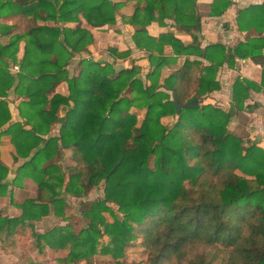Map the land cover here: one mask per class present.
I'll use <instances>...</instances> for the list:
<instances>
[{
    "label": "trees",
    "instance_id": "1",
    "mask_svg": "<svg viewBox=\"0 0 264 264\" xmlns=\"http://www.w3.org/2000/svg\"><path fill=\"white\" fill-rule=\"evenodd\" d=\"M128 1H134V9L124 21L136 26L132 39L147 54L150 68L145 81L134 60L116 69L113 63L81 57L78 74L70 75V61L94 38L91 29L65 24L79 22L80 16L96 29L113 24L117 9ZM229 4L230 0H214L210 14L220 15ZM8 15L33 20L34 25L10 34L12 26L0 24V35H8L0 41V127L10 119L6 96L12 87L21 99L17 109L23 119L0 131V137L29 126L32 136L14 142V159L25 161L17 167L13 184L29 176L37 184V196L19 205L18 217L0 212V233L20 243L34 236L36 247H48L49 254L68 248L58 259L60 264L95 253L124 257L125 248L137 244L138 238L146 264H264V151L256 145L243 146L229 132L231 114L224 110L201 103L176 113L172 102V92L185 103L218 89L217 68L231 59L219 43L199 46L196 0H0V17ZM165 19L190 32L192 43L184 45L170 33L158 37L148 33L149 24L163 25ZM257 23L264 24V3L239 11L240 30ZM21 41L23 54L18 57ZM260 43H240L234 52L251 56L264 67L259 50L264 42ZM166 44L172 48L169 56L164 54ZM129 53L112 49L111 55ZM189 54L210 64L186 59L162 77L164 66ZM10 64L18 65L15 73ZM62 81L67 83V94L54 91ZM245 83L233 85L237 110L248 94ZM63 106L67 109L58 135L44 137ZM138 109L145 111L141 118ZM67 149L74 162L67 170H79L65 177L56 157ZM7 173L0 161L3 196ZM100 184L102 197L79 201L84 220L79 230L68 222L35 232L33 221L50 211L68 220L65 194L82 198ZM109 203L117 205L121 217ZM124 258L113 260L123 264Z\"/></svg>",
    "mask_w": 264,
    "mask_h": 264
},
{
    "label": "crops",
    "instance_id": "2",
    "mask_svg": "<svg viewBox=\"0 0 264 264\" xmlns=\"http://www.w3.org/2000/svg\"><path fill=\"white\" fill-rule=\"evenodd\" d=\"M117 1V0H113ZM214 0H196V11L200 17L201 30L197 37V42L199 46L203 49L208 44H221L226 49V54L230 55L231 59L225 60L220 66H218L215 80L219 84V88L212 90L204 95H202L198 101V105L201 103L212 104L225 112L231 114V118L227 124L229 132L239 137L242 140L243 146L256 145L264 151V67L260 63L255 62L251 56L241 57L235 54L234 48L240 43H247L249 40L254 42H264V24L257 23L246 30H240L237 24V16L239 11L245 9L249 5H256L264 3V0H230V4L227 6L226 10L220 15L210 14L211 4ZM132 3L134 1H128L125 5ZM12 18H20L18 15H8L7 17H0V24L11 25V33H21L17 32L18 26L16 21ZM21 19V18H20ZM22 19L21 21H23ZM165 24H158L157 22H152L146 29L148 33L154 37H158L162 33H170L175 38L180 40L184 45L192 43V34L175 24L173 20L165 19ZM74 23V22H72ZM41 24V22H39ZM49 24H55L54 22H49ZM126 30L130 31V41L125 44L123 48L118 47L120 50L129 49V54L126 56L127 60H134V64L140 68V72L145 74L149 70V61L147 59V54L144 50L136 47L132 34L136 26L125 23ZM88 25V24H86ZM110 25H104L103 30L106 31ZM246 25H249L246 22ZM87 28V26H85ZM90 29V28H88ZM26 30V29H25ZM24 30V31H25ZM100 31L99 29H95ZM23 31V32H24ZM92 33L94 29H91ZM94 35V34H93ZM2 37L6 38V35H0V41ZM96 41V42H95ZM97 37L95 36L94 42L88 46V50L94 45L95 49L98 50ZM257 44V43H256ZM259 47V46H257ZM24 42L21 41L19 44L18 57L23 54ZM95 50V51H96ZM261 55L264 56V46L259 48ZM97 52V51H96ZM134 52L139 54L138 58L134 57ZM172 48L170 45L164 46V54L166 56L171 55ZM111 56V54H109ZM81 57H85L82 55ZM79 60L80 55H77ZM96 61L102 59L101 55L93 53L91 57ZM76 59V56L72 58ZM188 59L190 61L200 62L201 65H209L210 62L202 56H197L195 54L176 56L174 61L162 68V77L168 76L177 69H179ZM104 61H107L108 58ZM129 64L123 63L122 66H128ZM13 64H10V71L15 73L16 71L12 69ZM77 67H79L77 65ZM80 70V68H79ZM77 71V74L79 72ZM144 74V77H145ZM198 74V73H197ZM248 81L247 86V96L243 99L242 108L237 110L234 107L233 96V85L235 83H244ZM55 92H60L62 94L68 93L67 83L62 81L58 83L55 88ZM171 94V91L169 92ZM172 96V94H171ZM20 97L15 93L13 87L8 91L6 96V101L8 108L10 110V119L4 125L0 127V131H4L7 127L15 122H22L23 119L18 113L17 106L20 102ZM67 107H61L59 111V119L56 123L51 126V130L48 136H57L60 123L64 118V113L60 114L62 111H66ZM32 136L30 128L28 125H24L16 134H6L0 137V161L7 167L8 173L6 178L2 181L7 185V195H0V212L3 216L8 217H18L22 213V209L19 205L28 198H35L37 196V184L35 181L29 177L24 176L17 181V185L13 184V180L16 176L17 167L25 161V159L18 157L17 160L14 159L15 147L14 142L17 140H23ZM70 150H63L56 157V161L61 164L62 171L67 177L68 174L77 172L79 168H73L71 171L67 170L74 166V162L70 159ZM90 193V192H89ZM87 194V196L89 195ZM103 191L102 187L98 197H102ZM45 197V194L43 193ZM87 196L79 198L74 197L70 194H65L64 198L68 202L66 208V217L68 220H60L57 218L52 211L47 215L43 216L40 220L33 221L34 230L36 233H45L47 230L58 224L71 223L75 231L79 230L81 227H76L73 224L72 215L80 216L79 207L77 206V212H73L71 207L73 204L77 205L79 200H93L95 198H88ZM76 200V201H75ZM110 204V203H109ZM74 206V205H73ZM106 216V215H105ZM82 218V217H81ZM84 223V221H83ZM104 240H108L107 236L103 237ZM27 245L25 247H21ZM48 247H43L39 250L35 245L34 236H30L28 240L24 243H20L14 238V236L5 237L3 232L0 233V264H60L59 258L64 257L68 248H60L53 251V253H48ZM29 251L30 257L27 259ZM31 251V253H30ZM34 252V253H33ZM46 254V256L41 257L40 255ZM33 255V257L31 256ZM10 257H13L12 259ZM9 258L11 260H9ZM114 258L110 255L95 253L88 259H83L76 263L71 264H99L104 262L108 264L107 261L113 260ZM26 260V261H25Z\"/></svg>",
    "mask_w": 264,
    "mask_h": 264
},
{
    "label": "rangeland",
    "instance_id": "3",
    "mask_svg": "<svg viewBox=\"0 0 264 264\" xmlns=\"http://www.w3.org/2000/svg\"><path fill=\"white\" fill-rule=\"evenodd\" d=\"M133 9H134V4H132V3H129L125 6L122 5L121 7H119V9H117L116 14H115V18H116L115 23H113V25L109 26L106 31H101V30H103L102 26H101V28H99L100 31L95 30L96 28H93L90 24H88L82 16L79 17V22H74V23L71 22V23L65 24V25L70 26V27H75V26L79 25V26L84 27V28H86L85 26H87V29L88 28L94 29L93 38L95 39V36H96L97 42H100L99 44H97L98 50H96L95 46L93 45L91 47V50L90 49L88 50V48H87V50H84V51L82 50L79 53L80 58L82 55H85V57H92L93 53L95 52V54H97V56L98 55L102 56V59L100 61L113 63V65L116 69L121 67L123 65V63H126V64L130 63L131 64V61L127 60L128 58H126V57H114L113 55L110 56L109 54L112 53V49H117L118 52L124 51L125 49L120 50L118 47L123 48L124 45L128 44L127 42L130 41L131 30L130 31L126 30L127 25L125 24L124 19L126 18V16L130 15L133 12ZM12 19L16 21V25L18 26L17 32H23L25 29H27V27L34 25L33 20L29 21L27 19H24L23 21H21L22 19H20V18H16V19L12 18ZM86 24H88V25H86ZM58 25L62 26L63 24L59 23ZM7 38L8 37H6V38L2 37V40L3 39L7 40ZM90 45L91 44H89L88 46H90ZM77 55L78 54L75 55L76 59L75 60L72 59L70 61L69 65L67 66V70H68L70 75H77V71L79 70V67H77V62H78ZM133 55L135 58H138V56H139V54H137L136 52H134ZM107 58H108L107 61L103 60V59L106 60ZM144 74L145 73L142 71L139 72V74H138L139 77L143 81H145ZM64 112H65V110L60 112V114H63ZM137 114H138V118L143 117L145 114L144 109H138ZM172 121L173 120L164 119V122H167L169 124H171ZM151 163H152V161L150 160V164ZM101 187H102V184L91 189L90 193L87 197L88 198L98 197V195L100 194ZM73 205L71 207V210H73V212L76 213L77 212L76 208H77V206L79 207V202L77 205H75V204H73ZM109 205L114 210L115 214H117L118 217H121V213L118 212V210H117V205L114 203H110ZM105 215H106V218L108 219V221H111L110 215L108 213H105ZM71 220L73 221V224L76 227H82L84 224L83 223L84 220L80 216L78 217V216L72 215ZM135 241H137L136 242L137 244H134V245L130 244L125 248V255H124L125 258L124 257H117V259L114 258V260L116 259V260L122 261V259L124 258V260L122 262L123 264H146L145 263L146 262L145 261L146 253L143 249H141V246H140L141 240H140V238H138V239H135ZM25 246H27V245H24L21 247L23 248ZM30 253H31V251H30ZM28 254H29V251H28ZM31 256L33 257V255H31ZM10 258L12 259L13 257H10ZM10 258H9V260H11ZM28 258H31L30 254L27 255V259H26L27 261H28ZM114 260H109V261H107V263L108 264H116L114 262Z\"/></svg>",
    "mask_w": 264,
    "mask_h": 264
},
{
    "label": "water",
    "instance_id": "4",
    "mask_svg": "<svg viewBox=\"0 0 264 264\" xmlns=\"http://www.w3.org/2000/svg\"><path fill=\"white\" fill-rule=\"evenodd\" d=\"M172 102L175 107L176 113H179L180 109L182 108H195L198 106L197 99H192L190 101H187L185 103H179L178 98L174 92H172Z\"/></svg>",
    "mask_w": 264,
    "mask_h": 264
},
{
    "label": "built area",
    "instance_id": "5",
    "mask_svg": "<svg viewBox=\"0 0 264 264\" xmlns=\"http://www.w3.org/2000/svg\"><path fill=\"white\" fill-rule=\"evenodd\" d=\"M12 69L15 70V71H17L18 70V66L17 65H13L12 66Z\"/></svg>",
    "mask_w": 264,
    "mask_h": 264
}]
</instances>
